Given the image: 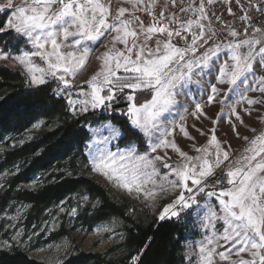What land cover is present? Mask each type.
I'll use <instances>...</instances> for the list:
<instances>
[{
	"label": "snow or ice",
	"instance_id": "snow-or-ice-1",
	"mask_svg": "<svg viewBox=\"0 0 264 264\" xmlns=\"http://www.w3.org/2000/svg\"><path fill=\"white\" fill-rule=\"evenodd\" d=\"M216 4L234 20L217 15ZM0 13L6 15L0 34L22 38L27 48L18 54L0 50V61L21 66L28 86L54 81V95L64 99L74 118L110 112L125 101L119 111L141 134L145 150L134 142L121 148L120 130L98 122L88 129L91 170L150 207L175 194L163 206L161 221L185 210L196 213L204 236L187 243L188 264H264V129L257 133L244 119L256 113L264 124V0H4ZM236 19L242 29L234 26ZM90 59L98 62L97 70L77 87ZM192 85L200 99L191 96ZM138 94L150 99L138 102ZM181 96L191 99V108ZM213 105L219 109L209 115L206 109ZM221 118L238 139V125L254 133L242 137L246 147L235 159L231 145L216 135ZM205 120L212 125L207 132L195 123ZM192 132L207 142L197 146ZM177 136L192 141L195 156L181 149ZM76 215L71 208L69 216ZM115 224L113 219L98 225L94 234L112 232ZM22 236L20 230L13 238L20 243ZM49 248L59 251L60 245L36 251ZM138 259L133 256L130 264Z\"/></svg>",
	"mask_w": 264,
	"mask_h": 264
},
{
	"label": "trees",
	"instance_id": "trees-1",
	"mask_svg": "<svg viewBox=\"0 0 264 264\" xmlns=\"http://www.w3.org/2000/svg\"><path fill=\"white\" fill-rule=\"evenodd\" d=\"M5 21L6 15L0 14V24ZM21 49H26L22 38L0 34V50L18 54ZM25 81L21 71L0 64V143L6 138L19 139L36 124H44L31 139L13 147L7 143L0 153V175L10 171L0 193V215L10 204L21 203L29 207L26 216L32 225L59 204L86 194L88 202L77 216L81 226L92 233L98 225L115 219L122 224V242L104 253L77 249L63 264H130L133 256H139L137 264H185V244L192 238L194 223L190 214L163 221L136 217L128 203L116 200L88 174L89 125L111 122L123 133L118 142L121 148L134 142L139 151L145 150L141 134L119 111L126 106L117 104L110 112L74 118L64 99L54 95L55 84L30 87ZM137 99L141 102L150 97L138 95ZM32 183H36L33 188L26 187ZM0 264L45 263L10 248L0 251Z\"/></svg>",
	"mask_w": 264,
	"mask_h": 264
},
{
	"label": "rangeland",
	"instance_id": "rangeland-1",
	"mask_svg": "<svg viewBox=\"0 0 264 264\" xmlns=\"http://www.w3.org/2000/svg\"><path fill=\"white\" fill-rule=\"evenodd\" d=\"M3 2L4 0H0V3ZM16 3L19 4L20 0H16ZM115 7L116 5L113 4V9H115ZM214 8L217 12V15L223 13V19L228 21L234 20V17L228 15L226 11V7L223 4H216ZM232 8L233 11L236 13L237 17L241 15L235 3H233ZM137 15H139L141 19L145 21L146 24L149 22V17H147L144 13H137ZM182 18H186V17H182ZM213 19L215 18L213 17ZM234 26L238 29L243 28V25L240 23L238 19L234 21ZM217 27H219V25H217ZM118 47H123V46L118 45ZM25 50H27V48ZM103 50L104 49L101 48L99 51H103ZM201 51H203V49H201ZM0 64L9 67L12 70L21 71L24 75H26V73L24 72L21 66L19 65L13 66L14 62L11 59L7 61H0ZM97 67H98V62L95 61V59H90L86 71H84L83 75L79 76L75 82L77 87L82 85L83 81L87 80L91 75H93L94 72L97 70ZM48 83L55 84V82L51 80H49ZM125 91L127 92L129 90L126 89ZM190 94L191 96H195L196 99H200V96L197 93L196 85L190 86ZM178 99L180 100L181 103H187L189 105V108H191V99H185V97L183 96L178 97ZM117 104H124L126 106V103L122 98L119 103H114L113 105H117ZM218 109H219V105H213L211 108L206 109V111L208 112L209 115H214L218 111ZM98 111L102 112V110H98ZM255 117H256V113H253V116L251 118L245 116L244 119H245V124L248 125L250 128H255L258 133L261 129H264V124L258 122ZM221 120H222L221 124L217 126L216 135L219 139H221L222 141H226L227 144L231 145V152H232L231 158L235 159L241 154L243 149L246 147V142L242 139V137L247 136L249 137V139H251L254 133L249 131L248 128L244 127L243 125H238L237 131L239 132L241 137L238 139L235 136V134L230 130L231 125L224 123L223 118H221ZM188 123L189 125L194 123L191 117H189ZM195 123L197 124V127L202 126L206 132L209 128L212 127V125L207 120L203 121L202 125L200 122H195ZM43 125H44L43 123H40L39 127L34 126L29 132L25 134V136L19 139L6 138L4 144L0 143V153H3L4 150L7 148L6 146L7 143L10 144V147H13L15 144H21L24 141L31 139L32 136L36 132H38ZM96 126L97 124L89 125V127H96ZM116 127L119 129L118 126ZM132 129L137 131L134 128ZM192 134L196 136L197 146L203 145L207 142L206 136H201L195 132H192ZM122 137H123V133H122ZM176 142L181 147V149L187 152L190 156L196 155V153L192 150L191 147L192 141L186 140L181 136H177ZM88 144H90V141ZM86 154L88 156V149H86ZM169 155L172 156V162H178L179 157L176 156V154L169 151ZM164 171L166 170L161 169L162 173ZM88 174L90 178H92L94 181L106 187L112 193V195L115 197L116 200H118L121 203L126 202L131 206L132 209H135L133 214L136 217H140L145 220H150L153 218L159 220L158 217L162 211L163 206L171 203L175 197V194H172L164 198H160L157 200V202L154 205L150 207L148 206V202L144 201L143 198H141L140 200L133 199L132 197L128 196L124 191L113 187V185L109 183L107 180H105L102 176L92 172L91 166H89ZM9 176H10V171H4L0 175V185H2L0 186V193L3 192L4 184L8 180ZM37 180H39V178H37ZM35 184L36 183H32L30 185H27L26 187L33 188ZM80 198L81 196L77 195L71 198L69 201H65L59 204L57 207L47 212L41 222H35V224L32 225L28 224V219L26 215L29 212V207L27 205L21 203L10 204V206L0 215V251L10 248H18L23 252H25L33 260L43 262L45 264H57V262H62L63 264V262L77 249L86 252L90 251L93 253H104L108 249L113 247L115 244H120L122 242L123 233L121 230L122 224L118 221H116L114 230L112 232H102L100 234H94V230L96 227L94 228L92 233H88L87 230L81 226V222L77 220V216L81 212L84 203H87L88 200L81 201ZM213 203H215V201H213ZM73 207L77 209V215L74 217H70L69 210ZM61 208H63L64 210L61 211ZM18 209H22L20 215L18 218L13 219L14 217H17ZM183 214H190L194 220L193 228H192L193 229L192 238L188 240V242L194 243L195 241L202 239L204 236V232L201 230L199 226V222L196 219V213L192 212V210H185V211H181L180 216ZM176 218L177 217H172L171 219H176ZM165 220H170V219L166 218ZM53 224H55V227H53ZM216 227L218 230H221L223 227L222 223L217 222ZM20 230H22L23 236L19 238L20 243H18L17 239H14L13 237L15 233ZM33 233H39V235H32ZM29 235H32L31 240L28 239ZM187 243L185 244V251H186ZM50 244L53 246L60 245L59 251L54 250V248H49L47 251H39V252L36 251L37 248L44 247ZM222 250H223L222 248L218 249V251H222ZM185 264H188V261L186 259H185Z\"/></svg>",
	"mask_w": 264,
	"mask_h": 264
},
{
	"label": "built area",
	"instance_id": "built-area-1",
	"mask_svg": "<svg viewBox=\"0 0 264 264\" xmlns=\"http://www.w3.org/2000/svg\"><path fill=\"white\" fill-rule=\"evenodd\" d=\"M223 187H227V185L225 184V185H222Z\"/></svg>",
	"mask_w": 264,
	"mask_h": 264
}]
</instances>
